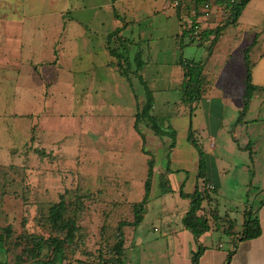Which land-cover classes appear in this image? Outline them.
Returning a JSON list of instances; mask_svg holds the SVG:
<instances>
[{
    "label": "rangeland",
    "instance_id": "374dc122",
    "mask_svg": "<svg viewBox=\"0 0 264 264\" xmlns=\"http://www.w3.org/2000/svg\"><path fill=\"white\" fill-rule=\"evenodd\" d=\"M129 1V7L134 8L132 16L125 14L118 3L109 11H99L105 18V24L90 26L99 29L92 43L97 46L102 43L101 32H108L111 37L119 33L123 36L129 32L134 36L144 33L148 38L143 49L151 51L152 56L157 52L154 57L158 62L160 86L171 87L173 84L170 81L176 77L172 75L175 73L173 58L204 63L211 92L219 94L224 100V127L212 140L206 131L192 134L197 149L189 140L187 122L181 117L175 120L174 115L161 122L169 135L155 137L145 129L143 143L140 137L130 134L126 124L130 117L126 114L128 112L115 110L117 106H128L127 93H124V100L117 101L114 93L118 91L113 89L104 88V93L99 92L105 98V104H99V107L98 95L90 98L88 107L84 106L86 112L82 120L78 119L76 101L77 104L83 99L86 102L85 98L90 96L74 88L73 84L80 74L47 62L51 56L49 52L53 51V48L50 51L53 39L62 34L59 25L61 17L47 4L0 0V19L21 22L19 27L25 34L22 41L24 44L29 41L34 52H40L39 59L42 61V64L33 67V74L29 72V78L23 74L17 78L14 73L0 72V228L9 226L15 234H35L46 238L51 235L45 219L49 204L57 202L64 193L70 205L77 196H86L79 221V247L65 248V254L71 260L78 253L99 260L101 248L114 243L117 223L133 220V205H141L143 200L149 160L154 161L151 190L143 206L141 222L130 239L131 247L146 238L151 243L163 240L164 226L161 222L166 219L180 224L178 216L190 208V200L182 198L180 191L192 194L195 190L200 158L198 149L206 165L210 156L220 170L225 169L224 174L219 170L221 186L215 200L220 215H228L235 220L236 232L242 230L243 211L255 212L264 204V88L254 92L248 115L249 120H258L251 121L249 127H234L245 94L244 49L252 45L258 36V43L250 46L247 59L256 63L264 54V0H251L235 24L226 28L224 36L211 52L208 48L210 44L199 46L188 37L182 43L174 41L169 36L170 19L161 13L150 15L152 1L141 0V5L137 0ZM67 18L76 19L75 11ZM128 27L130 30H126ZM68 28L75 26L72 24ZM64 35L66 32L62 34L63 38ZM62 41L64 44L72 42ZM110 45L118 49V53L132 65L129 69L134 71L135 55L129 57L128 53H124L127 48L123 39H114ZM59 59L73 70V62L60 56ZM113 74L119 79V74ZM82 75L91 76L92 72ZM16 78L18 81L15 82ZM253 79V83L264 86V60L253 68ZM136 84L144 92L138 81ZM147 84L150 85L149 82ZM32 96L34 109L40 112L44 108L47 114L36 112L33 118L21 115L27 112L26 102L28 99L31 101ZM44 101L47 103L45 106ZM37 103L41 104L40 108ZM201 106L196 104L193 111ZM181 107V104L174 106V112ZM113 125L120 126V129L113 128ZM111 129L116 131V135L110 132ZM230 130H234L233 135ZM167 163H170L171 170L167 179L173 192L162 195L160 175L165 172ZM214 207L215 204H211V208ZM209 210V206L205 205L203 211ZM262 211L264 213V208ZM219 243L224 249L231 248L230 237L219 231L206 232L202 241V245L209 248L217 247ZM46 251L45 248L42 261L51 259L46 264H61L59 257H52ZM133 251L143 254L144 246L134 247ZM18 252V249H11L7 255L0 249V261H14Z\"/></svg>",
    "mask_w": 264,
    "mask_h": 264
},
{
    "label": "crops",
    "instance_id": "0c3cea01",
    "mask_svg": "<svg viewBox=\"0 0 264 264\" xmlns=\"http://www.w3.org/2000/svg\"><path fill=\"white\" fill-rule=\"evenodd\" d=\"M26 1H28L29 3L42 4V6H46L47 4L49 8H52V10L61 17V21L59 23L60 27L62 28L61 33L63 34L64 32H66V35H64L63 38L61 34L57 38L53 39L55 41H52V44L50 45V51H52V48L53 51L49 52V54L51 53V56L47 62L54 64V66H58L56 64H59L60 68L67 69L69 72H74L75 74H80L78 81L76 79L75 83L73 84L74 88L77 91H81V94H85L86 96H88L89 94L90 96L85 98L86 102H84L83 99L77 104L78 101H76L75 111L78 115V119L82 120L81 118H83L84 113L86 112V110H84V106L88 107L89 99H92L93 96L98 95L97 107H99V104H105V98H103L102 94H99V92L104 93L105 89H113L114 91H118L119 93H114V96L117 101L124 100V93H127L126 96L130 101V103H128V106H117L118 109L115 110H117V112L122 113L128 112L126 113L127 116H130L126 122L128 126V132L132 135L140 137L134 130V114L136 112V106L141 105L145 101L144 92H142L141 88L137 86V79H127L125 77H122L117 72L114 66V59L108 51V46L111 47L110 43H108V40L113 41L114 39H123L127 48L126 50H124V53L126 55L128 53L127 56L132 57L134 55L136 56L138 52L141 53L142 60L144 62V67L141 72V75L146 82H149V87L153 93L154 98V108L151 112L153 116L162 118L165 121L171 115L175 116V120L181 117L182 120L187 122L188 132L194 134L200 133V131H206L209 134L208 136L210 140H212L213 137H215L218 132L224 127V100L219 94L212 93L210 86L207 95L203 97V99L198 103V105L202 104L201 108L199 110L195 109L192 114L188 112V108H186L180 103V85L182 82L183 71L182 68L177 64L178 60L174 58L172 60V67L175 70V73H173L172 75L176 76L175 78L170 79V81L173 83L171 84L172 86H160V84L158 83V62L156 57H154L157 55V52H155L154 56H152L150 55L151 51H146V49H143L146 45L145 41H147L148 38L144 33H140L138 36H134L131 32H129L128 35L124 36L123 34L121 35V33H119L116 37H111L112 35L108 32H101L102 43H100L98 46L93 45L92 41H94L93 39L97 37V30L99 29L90 26H103L105 24V18L103 17V15H100L99 11L101 9H107L109 11L111 8H114L115 5L118 3L124 9L125 14L128 13L132 16V10L134 8L129 7V0ZM149 1H152V4L149 6V8L154 9L149 10L150 15L161 13L164 14L167 18H169L171 28L169 36L174 39V41L179 43V38L182 34V29L176 12L168 6L166 0ZM136 2H141V0H137ZM139 4L141 5L142 2ZM73 11H75L76 19H68L67 16ZM115 18L116 15L114 13L113 19ZM173 20L175 21V23L173 22ZM112 21L113 25L114 20ZM129 23L130 21L128 22V24ZM72 24L75 26V28L69 29L68 26L71 27ZM19 25H22V23H19L17 19H11L10 21H3V19H0V72L14 73L16 74L17 78L19 74H23V76L26 75V77L29 78V72H32L33 74L36 65L42 64V61L39 59L41 54L40 52H34V47L28 44L29 41H26V43L24 44L22 40L25 34L22 32V28H20ZM89 27L91 29H89ZM127 29L130 30V27L126 28V30ZM103 35H105V37H103ZM29 39L30 38H27L26 40ZM62 40L72 42L69 44H64L62 43ZM256 43H258V40ZM133 46H135L136 48L138 47L139 50H135ZM133 49L134 51L131 52ZM97 52H99L98 56L101 55L102 57H98ZM59 56L60 58L68 59L70 60V62H73V70L71 66L65 65V61L59 59ZM263 60L264 54L261 59L256 62V66L260 64ZM130 65L131 64L128 63V67H130ZM90 72H92L91 76L85 77L84 75H82L84 73ZM113 73L119 74V79H117V77H115ZM17 78L15 82L18 81ZM255 85H257L259 88H264V86H260L258 84ZM33 98L34 97L32 96L31 101H29V99L27 100L26 106L28 107V110L27 112L25 111V114L21 115H26L27 118H33L35 117L36 112L37 114H47V111H45L44 108L40 112L34 109L35 102ZM46 104L47 103L45 102L44 106ZM180 104L182 107L180 109L175 110L174 112V106H180ZM37 105L38 108L41 107V104L39 105L37 103ZM29 107L32 108L30 109V111ZM239 111L240 110L237 111L238 114ZM250 112L251 103L244 119L245 123L241 125L242 127H249L251 121L258 120L257 118L249 120L248 115L250 114ZM121 121L125 122L124 120ZM131 122L132 126L130 125ZM113 128L120 129V126L113 125ZM112 130L113 129H111L110 132L113 135H116V131ZM145 132V128L142 129V133ZM141 144H143L142 141ZM140 151L142 152L141 149ZM219 170L220 168L214 163V160L211 159L210 156H208V164L206 165L207 179L212 183L214 187L217 188L218 192L221 186V181L219 177L220 171L222 174L225 173L224 168H221L220 171ZM183 179L185 178L183 177ZM263 208L264 204L259 207L255 212H252V217H257L261 224L260 237L252 240L241 239L239 232H236V230L234 229L236 235L230 237V249H224V246L221 243H219L217 247L213 246L211 248L202 245V241L206 236V233H204L196 241L191 235V233L186 231L182 226V218L185 213L178 216V222L180 223L179 225L169 219H166L165 221L160 220L162 221L161 223L164 226V235L161 236V238L164 239L156 240L151 243V241L146 238L144 240L139 241L138 243L133 244L132 247L129 246V248L124 253V264H192V256L198 250V247L203 248L202 254L199 258V264H264V213L262 211ZM198 214H201V212H199ZM174 223L175 225L173 226L172 224ZM135 231L133 232V234L135 233ZM143 246L145 250L143 251V254H136L133 251L134 247ZM65 253L64 256L60 258L61 264H97L98 262V260L96 261L93 257L88 258L82 256V253H78V255H76L71 260L67 258ZM46 262H48V260L40 262L38 264H46Z\"/></svg>",
    "mask_w": 264,
    "mask_h": 264
},
{
    "label": "trees",
    "instance_id": "16d2710c",
    "mask_svg": "<svg viewBox=\"0 0 264 264\" xmlns=\"http://www.w3.org/2000/svg\"><path fill=\"white\" fill-rule=\"evenodd\" d=\"M192 1L193 5L198 7L209 1L219 4L223 0ZM250 1L251 0H239L235 4L229 6V14L227 18L215 28L202 30L200 32V41L196 42V44L199 46L205 45L204 39L212 36L208 47L211 52L218 40L224 35L226 28L235 24ZM186 37H188L191 42H195L192 37V30H182V34L179 38L180 42L182 43ZM257 38L258 36L253 41L252 45H250L251 47L255 45ZM110 41L111 40H108V43H110ZM250 46H247L244 49V61L246 64V74L244 77L245 94L243 96L242 107L239 111L235 127L241 126L245 123L244 119L250 107L253 94L259 89V87L253 83L252 75V70L256 66V63H250L247 59L249 49L251 48ZM108 51L114 59V66L117 72L127 79L130 77L138 78L139 83L143 87L145 101L141 105L136 106V112L134 114V130L140 136L143 143L145 138L142 134V129L144 128L150 130L156 137L169 135L168 131L162 126L161 122L163 119L153 116L151 113L154 108V98L150 87L141 75L144 67L141 53L138 52L134 57L135 70L132 71L128 66H125V64L128 65V62L123 58L122 54L118 53L117 48L108 46ZM177 64L183 71L182 82L180 85V103L188 108L190 114H192L194 106L207 95L210 83L204 73V63L179 59ZM229 132L233 135V130H230ZM189 140L197 149V145L191 132H189ZM171 146H174V142ZM37 151L44 153L42 150ZM198 152L200 158L195 190L192 194H185L182 190L180 191V196L182 198L190 200V208L182 218V226L186 231L191 233L196 241L204 233L212 230L219 231L228 237L235 236L236 233L234 229L236 227V222L228 215H220L215 200L218 190L207 179L206 164L199 149ZM153 165L154 161L149 160L148 174L144 182L143 200L141 205H133V220H120L117 223L114 228V243L106 246V248H101L102 252L99 253L97 264H124V253L129 248L133 232L141 222L143 206L147 202L150 194ZM170 172V163H167L165 172L160 175L159 186L162 195L173 192L170 182L167 179V175ZM65 196L66 193L61 194L58 201L49 204L47 208L45 219L51 229V235L46 238L35 234H15L9 226L0 228V249H2L7 255L10 253L11 249L19 250V252L15 254L14 261H0V264H38L43 262V250L45 248L47 250L46 253H49L52 257L62 258L66 247L74 249L79 247L78 243L81 240L79 221L87 198L86 196H77L75 201L70 205ZM211 204H215V207L211 208ZM205 205L209 206L210 209L207 212L203 211ZM199 212H201V214H198ZM243 220L242 230L239 233L241 239L252 240L260 237L261 224L258 218L252 217V212L245 210L243 213ZM13 236L14 239L11 240ZM202 251L203 248L198 247V250L192 256V264H199V258ZM48 260L49 262L51 261V259Z\"/></svg>",
    "mask_w": 264,
    "mask_h": 264
},
{
    "label": "built area",
    "instance_id": "2783aa9c",
    "mask_svg": "<svg viewBox=\"0 0 264 264\" xmlns=\"http://www.w3.org/2000/svg\"><path fill=\"white\" fill-rule=\"evenodd\" d=\"M168 6L174 10L179 18L182 30H192L195 42L200 41V32L220 25L228 16V7L239 0H223L217 4L213 1L206 2L198 7L192 0H166ZM212 36L204 39V44H210ZM213 188V187H211Z\"/></svg>",
    "mask_w": 264,
    "mask_h": 264
}]
</instances>
